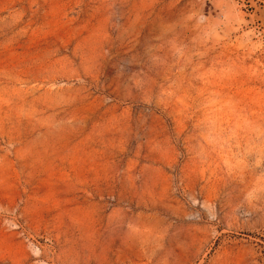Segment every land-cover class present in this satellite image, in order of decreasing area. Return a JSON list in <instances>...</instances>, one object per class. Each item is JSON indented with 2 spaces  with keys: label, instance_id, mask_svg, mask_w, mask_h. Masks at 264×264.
Masks as SVG:
<instances>
[{
  "label": "rangeland",
  "instance_id": "1",
  "mask_svg": "<svg viewBox=\"0 0 264 264\" xmlns=\"http://www.w3.org/2000/svg\"><path fill=\"white\" fill-rule=\"evenodd\" d=\"M0 264H264V0H0Z\"/></svg>",
  "mask_w": 264,
  "mask_h": 264
}]
</instances>
